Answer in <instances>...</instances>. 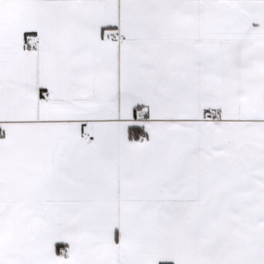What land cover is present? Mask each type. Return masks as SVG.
Masks as SVG:
<instances>
[{
	"label": "snow or ice",
	"instance_id": "obj_1",
	"mask_svg": "<svg viewBox=\"0 0 264 264\" xmlns=\"http://www.w3.org/2000/svg\"><path fill=\"white\" fill-rule=\"evenodd\" d=\"M0 264H264V0H0Z\"/></svg>",
	"mask_w": 264,
	"mask_h": 264
}]
</instances>
